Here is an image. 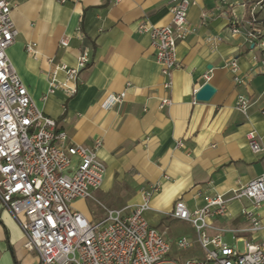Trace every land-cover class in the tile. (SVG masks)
Instances as JSON below:
<instances>
[{
    "label": "crops",
    "instance_id": "1",
    "mask_svg": "<svg viewBox=\"0 0 264 264\" xmlns=\"http://www.w3.org/2000/svg\"><path fill=\"white\" fill-rule=\"evenodd\" d=\"M8 1L18 33L6 53L32 102L56 121L57 132L69 142L88 148L100 142L96 156L105 166L101 187L94 200H75L71 209L87 219L89 200L108 209L135 206L143 191L158 185L146 221L170 245L179 238L193 241V227L169 217L176 201L193 211L206 198L228 195L264 173L262 63L253 62L257 53L241 35H231L229 9L218 0H190L187 23L195 32L177 42L179 66L168 89L163 88L165 78L150 36L138 27L169 24L171 0ZM228 1L233 5L240 0ZM64 37L69 39L67 48L59 46ZM28 44L35 45V54L26 52ZM83 51L90 64L76 81H68L62 71L55 74L57 82L75 88V93L59 88L49 94L54 66L75 67ZM233 59L239 83L228 69ZM205 84L214 93L207 101H197L195 94ZM121 92V104L102 107L109 95ZM238 95L250 101L245 113L234 108ZM163 99L170 104L161 107ZM250 133L262 151L249 148ZM249 207L246 200L230 202L225 217L212 220L211 234H220L228 247L239 251L244 242L264 243V229L253 232L242 215ZM255 214L264 224V203ZM23 244L20 227L0 207V264H34L36 256ZM194 246L199 247L189 249Z\"/></svg>",
    "mask_w": 264,
    "mask_h": 264
},
{
    "label": "built area",
    "instance_id": "2",
    "mask_svg": "<svg viewBox=\"0 0 264 264\" xmlns=\"http://www.w3.org/2000/svg\"><path fill=\"white\" fill-rule=\"evenodd\" d=\"M65 3V0H58ZM229 9L228 29L231 35H241L257 55L254 63L264 72V0L249 4H231L218 0ZM170 23L160 27L139 25L138 31L147 32L154 49L155 61L165 78L163 88L171 86L170 75L179 64L177 42L184 40L195 29L187 23L190 0H171ZM242 8L235 12L234 7ZM11 5L0 0V207L8 212L20 227L24 249L36 256L34 264H264V243L244 242L243 250L228 247L220 234H211L213 219L225 217L232 201L246 200L250 207L242 215L251 222L252 231L264 229L255 210L264 203V173L228 195L205 199V205L190 211L184 202L176 201L169 217L190 224L194 240L179 238L174 242L177 251L197 244L201 259L180 261L171 257V245L162 234L150 226L144 214L150 210L149 201L159 186H151L141 193V202L121 209L102 207L104 215L91 223L81 213L71 209L75 200H94L100 189L105 166L96 156L100 142L94 148L69 142L63 132H57L56 121L45 116L31 99L7 57L17 30L10 17ZM64 37L59 46L67 48ZM26 52L35 54V45L28 44ZM75 67L55 65L48 81V93L62 88L75 93L55 79L62 71L68 81H76L81 69L90 64L88 52L77 57ZM233 80L239 83L236 60L228 64ZM205 81L207 77H204ZM125 92L111 94L102 107L111 109L124 101ZM249 99L238 95L235 109L245 113ZM163 99L160 106L169 105ZM264 117V111L262 112ZM249 148L262 151L254 133L248 134Z\"/></svg>",
    "mask_w": 264,
    "mask_h": 264
},
{
    "label": "rangeland",
    "instance_id": "3",
    "mask_svg": "<svg viewBox=\"0 0 264 264\" xmlns=\"http://www.w3.org/2000/svg\"><path fill=\"white\" fill-rule=\"evenodd\" d=\"M236 9H237V11L242 12V8L237 7ZM75 204H76V202L74 203V205ZM86 208H87L86 212L88 214L87 219L91 223L97 222L98 220H100L103 217L104 212H103V210L99 204H96L93 201L89 200L86 203ZM190 229L191 228L189 227V231H191ZM173 242L171 243V248H170L171 249V257L176 258L180 261H184V262L186 259H189L191 257H195L198 260L202 258V253L198 247L194 246V248H192V249H187L184 251H177L175 249V245Z\"/></svg>",
    "mask_w": 264,
    "mask_h": 264
},
{
    "label": "water",
    "instance_id": "4",
    "mask_svg": "<svg viewBox=\"0 0 264 264\" xmlns=\"http://www.w3.org/2000/svg\"><path fill=\"white\" fill-rule=\"evenodd\" d=\"M213 93H214V89L210 85L205 84L195 94V99L197 101H207L209 100V98L212 96Z\"/></svg>",
    "mask_w": 264,
    "mask_h": 264
},
{
    "label": "trees",
    "instance_id": "5",
    "mask_svg": "<svg viewBox=\"0 0 264 264\" xmlns=\"http://www.w3.org/2000/svg\"><path fill=\"white\" fill-rule=\"evenodd\" d=\"M243 4H249L251 2H256L258 0H240Z\"/></svg>",
    "mask_w": 264,
    "mask_h": 264
}]
</instances>
